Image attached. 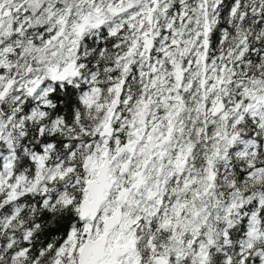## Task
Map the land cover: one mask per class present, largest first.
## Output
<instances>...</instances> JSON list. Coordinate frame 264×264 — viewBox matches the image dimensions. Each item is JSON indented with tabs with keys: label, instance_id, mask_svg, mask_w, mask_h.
<instances>
[{
	"label": "snow or ice",
	"instance_id": "snow-or-ice-1",
	"mask_svg": "<svg viewBox=\"0 0 264 264\" xmlns=\"http://www.w3.org/2000/svg\"><path fill=\"white\" fill-rule=\"evenodd\" d=\"M0 264H264V0H0Z\"/></svg>",
	"mask_w": 264,
	"mask_h": 264
}]
</instances>
